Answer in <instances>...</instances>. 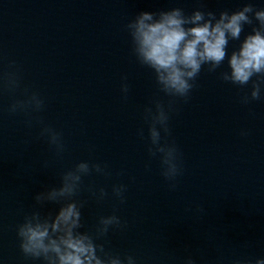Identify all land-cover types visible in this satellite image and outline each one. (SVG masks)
Wrapping results in <instances>:
<instances>
[{
	"label": "clouds",
	"instance_id": "obj_1",
	"mask_svg": "<svg viewBox=\"0 0 264 264\" xmlns=\"http://www.w3.org/2000/svg\"><path fill=\"white\" fill-rule=\"evenodd\" d=\"M245 26L251 31L243 36ZM131 55L142 67L151 70L157 95L143 108L142 119L147 125L146 151L149 164L156 160L160 176L170 190L177 188L183 175V154L172 138L170 121L178 114L179 105L187 103L202 71L241 91L239 102L249 105L264 100V7L254 0H245L234 10H206L203 5L186 12L182 7L159 11H140L123 25ZM230 41L239 46L229 53ZM227 62V67L222 66ZM120 91L127 100L130 85L121 76ZM13 97L0 113L23 115L28 128L38 127L37 139H42L62 158L67 144L62 131L46 123L41 113L46 102L41 94L24 83L22 67L0 52V97ZM145 139V129L137 130ZM240 135H249L242 129ZM49 168V161H42ZM148 167V165H146ZM93 175L110 178L113 173L107 164L81 160L59 173L58 184L46 186L33 196L31 210L23 213L15 225L18 247L23 257L41 264H139L133 254H121L106 247L112 232H124L126 222L114 210L98 217L94 229L85 226L82 209L89 199L102 203L112 199L118 205L126 203L128 185L108 186L85 183ZM123 175V173H117ZM87 193V198L82 195ZM48 205L58 206L45 211ZM197 212L203 213L202 206ZM183 264H196L192 255ZM232 264H264V256L237 257Z\"/></svg>",
	"mask_w": 264,
	"mask_h": 264
}]
</instances>
